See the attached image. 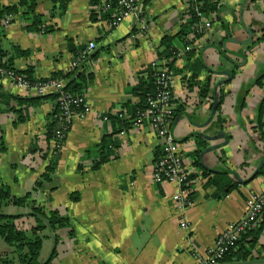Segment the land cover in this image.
I'll return each instance as SVG.
<instances>
[{"label":"crops","instance_id":"0c3cea01","mask_svg":"<svg viewBox=\"0 0 264 264\" xmlns=\"http://www.w3.org/2000/svg\"><path fill=\"white\" fill-rule=\"evenodd\" d=\"M19 1L0 0V7ZM215 1L218 10L207 13L212 26L199 37L177 36L189 17L185 0H138L142 18L130 17L116 27L95 0H68L63 13L52 12L51 0H36L37 11L53 30L30 31L26 20L14 13L9 14L10 23L1 26V58H13L17 70H31L36 78L72 71L76 49L91 41L97 45L83 67L92 77L83 92L92 110L71 124L54 176L57 188L51 190L47 183L43 195H37L47 209H58L71 219L70 228L58 230L57 244L53 236L45 238L43 261L56 248L52 264H198L225 227L244 216L247 200L264 192V167L253 177L264 157V80L258 82L264 76V0ZM142 19L148 24L146 32L141 30ZM165 36H177L171 70L177 116L170 131L193 176V204L186 208L173 201L176 183L154 181L161 140L151 126L125 129L122 121L104 118L121 110L131 114L138 102L133 88L159 58ZM15 46L30 53L17 57ZM207 77L211 88L203 97L201 84ZM219 80L225 82L217 90L218 107L210 120ZM17 96L35 97L0 77V136L6 146L0 151V183L20 197L32 190L52 156L47 123L57 100L22 104ZM205 121L210 122L200 128ZM201 131L225 135L205 139L202 151L212 144L220 147L203 156L202 151L196 154L195 134ZM103 143L113 155L93 169ZM5 210L26 211L16 206ZM183 218L188 229L180 225ZM254 239L253 257L242 260L234 254L216 264L264 260V220L246 232L247 249ZM6 249L0 237V252Z\"/></svg>","mask_w":264,"mask_h":264},{"label":"trees","instance_id":"16d2710c","mask_svg":"<svg viewBox=\"0 0 264 264\" xmlns=\"http://www.w3.org/2000/svg\"><path fill=\"white\" fill-rule=\"evenodd\" d=\"M96 4H99L100 0H95ZM53 3L52 12L57 10H61V12H65L67 8L68 0H51ZM37 3L36 0H20L19 3L2 6L0 7V31H2V25L5 23L6 16L9 14H19L21 15L27 22L26 28L30 31H51L53 30L52 26H47L46 20L44 16L37 11ZM200 9L207 15V13H211L213 11L218 10V5L215 0H200ZM113 11L105 13L104 17L109 21L113 17ZM200 21V17L196 15L194 11L189 12V17L187 21L183 24V28L177 34L178 37L187 36L190 33H193L195 37H199L203 35L204 30H199L198 23ZM6 24V23H5ZM177 36H165L161 41L160 49L158 50V59L157 62L159 65L156 67L167 66L170 70L173 69V64L175 62L172 60L173 56L175 57L178 51L172 48L173 40ZM86 48V45L80 46L75 51V59L79 55H81L82 51ZM193 50H189L187 53L192 54ZM30 53L29 50L22 49L19 46L14 47V54L17 57L26 56ZM2 55V49L0 48V58ZM91 53L87 55L82 61H79L78 65H73L72 71L68 73L56 72L50 77L64 79L65 86L62 89L64 92H69L73 96H77L83 94L84 90L88 86V83L91 80V75H87L83 70L86 62L93 56ZM13 58L10 61L0 59V65L5 68H13L16 67L12 62ZM164 61H166L164 63ZM156 67L153 65H149L145 70L146 73L142 75L139 79L137 85L133 88V93L138 96V102L132 105V112L128 116L124 111L119 112H111L107 116L108 118H112L114 120L122 121L123 127L126 129L133 126V118L134 113L138 109H145L146 102L149 94L155 93L156 85H155V76L154 73L156 71ZM17 70V69H16ZM144 71V72H145ZM20 72V71H19ZM22 72V71H21ZM29 76V78L36 80L33 77L32 71L28 70L26 72H22ZM264 80V76L259 79V84L262 85ZM201 84V82H199ZM191 88L194 86L190 84ZM211 88V78L207 77L203 83L201 84V95L203 97L208 96ZM61 93L59 91L51 92L45 95H35V97H15L18 102L22 104L27 103H36V101H41L42 99H47L53 97L57 100V108L54 110L51 116H49V120L47 123V138L50 142V149L52 147L53 140L55 138V131L57 127V119L60 113L59 109V97ZM177 111V110H176ZM264 113V107L261 110V114ZM177 116V112H175V118ZM19 120H23L22 116L19 115ZM174 118V119H175ZM263 124H259L258 128L262 127ZM261 140L264 143V131L261 129ZM196 141L199 146V150L197 152L202 151V148L205 146V139L199 135H196ZM6 149L5 142L2 136H0V151H4ZM101 154L99 159L94 163L93 169H98L103 163L109 161L111 159L112 151L107 149V146L103 143V146L100 148ZM60 154V153H59ZM52 155L48 165L44 173L41 177L35 182L31 191L27 192L24 196H14L11 193L10 187L3 183H0V237L7 244L8 249L0 252V264H52L53 258L56 256V248H54L53 253L47 260H42L41 251L43 248V243L46 237L53 236L55 243L57 244L59 241L58 230L62 228H70L71 227V219L69 216L63 214L58 209H47L43 202L39 199L41 195H43L45 189V185L52 184L51 190H55L57 188L56 184H54V176L57 170L58 160L60 155ZM158 154V153H157ZM195 159H198V155H195ZM192 180V175L190 176ZM188 191L189 198L192 197L191 193V183L186 186ZM37 195H40L38 198ZM73 200H77L79 196L77 193L72 195ZM46 199H50V195L46 197ZM7 206H16L18 208H23L26 211L23 213H14V212H6ZM28 210V211H27ZM262 220H264V212L262 215ZM46 231L49 233L46 234ZM71 234L74 233L73 229L70 230ZM248 232V231H247ZM244 233L237 245L230 249L223 260L231 257L234 254H237V257L242 260H247L249 257H253L251 255V249L254 246L255 239L252 240L250 249L245 247L243 243L245 240Z\"/></svg>","mask_w":264,"mask_h":264},{"label":"built area","instance_id":"2783aa9c","mask_svg":"<svg viewBox=\"0 0 264 264\" xmlns=\"http://www.w3.org/2000/svg\"><path fill=\"white\" fill-rule=\"evenodd\" d=\"M185 1L188 13L194 11L200 17L197 26L199 30L207 31L212 26V23L210 18L201 11L200 0ZM98 5L102 13L113 11L114 15L109 20L111 27L118 26L130 17L142 18L139 12L138 0H100ZM9 22L10 19H6V23ZM141 22V30L146 32L148 24L143 19ZM96 46L95 42H89L73 65H78V61H82L83 58L90 55ZM151 65L153 67L159 65L157 59ZM0 76L10 79L18 89L25 90L30 95H45L53 91L61 93L59 97L60 113L57 119L55 138L50 149L52 155H57L62 151L74 118L76 116H84L92 110V106L85 95L73 96L69 92L62 91L65 86V81L62 79L49 76L33 80L21 71L19 72V70L5 68L2 65H0ZM154 76L155 93L149 94L145 109H138L134 113L133 127L140 129L145 124H149L155 135L161 140L160 153L156 158L153 173L154 181L156 183H176L177 191L172 196L173 201L179 202L182 208H186L193 204V200L189 198L186 188L192 180L185 164L184 153L180 148V143L170 131V125L176 112L172 88L173 73L167 66L160 65L156 67ZM104 118H108V116L104 115ZM263 212L264 192L247 200V210L244 216L225 227L216 237L215 243L199 258L198 264H216L221 261L224 255L237 245L244 233L262 221ZM180 225L185 229L190 226L184 218L181 219Z\"/></svg>","mask_w":264,"mask_h":264},{"label":"water","instance_id":"95a60500","mask_svg":"<svg viewBox=\"0 0 264 264\" xmlns=\"http://www.w3.org/2000/svg\"><path fill=\"white\" fill-rule=\"evenodd\" d=\"M250 32V31H249ZM251 33V32H250ZM224 73L228 74V78L230 79L231 78V74L230 72L227 70L224 71ZM225 82V80H219L215 83V86H214V89H213V95H214V103H213V110H212V116L210 117V120L213 119L216 111H217V107H218V95H217V90L218 88ZM210 121H205L204 123H202V125H199L200 128H205V126H207L209 124ZM193 134V133H192ZM195 135H199L201 137H203L204 139H208L209 141H214L215 139H218V138H221L224 135V132L221 131L220 133H218L217 135H209V134H205L204 132H199ZM220 147V143H217V144H212V145H209L205 150L202 151V154L201 156H203L206 152H209L213 149H216V148H219ZM264 167V157H263V160L261 162V165H259L258 169L254 172V175L253 177H255L256 175H258L259 171L262 170ZM238 176V174H237ZM239 182H242V183H245L246 181L245 180H242V179H239L238 180ZM264 260H259V259H251V260H248V261H241V262H237V263H234V264H255V263H263Z\"/></svg>","mask_w":264,"mask_h":264},{"label":"bare ground","instance_id":"6f19581e","mask_svg":"<svg viewBox=\"0 0 264 264\" xmlns=\"http://www.w3.org/2000/svg\"><path fill=\"white\" fill-rule=\"evenodd\" d=\"M8 18L11 20V16H10V15H7V16H6V19H8ZM6 19H5V23H6ZM9 23H10V22H9ZM9 23H6V24H9ZM75 61H76V60H73L72 63L74 64ZM78 63H79V61H78ZM10 69H13V68H10ZM25 75H26V74H25ZM0 77H3V76H0ZM3 78H6V77H3ZM35 78H36V77H35ZM36 79H42V78H36ZM62 80H64V79H62ZM53 92H54V91H53ZM50 93H51V92H50ZM83 95H84V94H83ZM173 95H174V94H173ZM174 118H175V114H174L173 119H174ZM209 248H210V247H209ZM224 256H225V255H224ZM222 260H223V258H222ZM222 260H221V261H222Z\"/></svg>","mask_w":264,"mask_h":264}]
</instances>
